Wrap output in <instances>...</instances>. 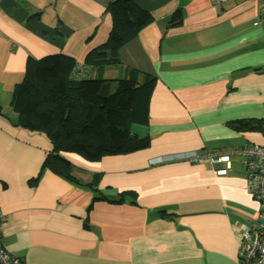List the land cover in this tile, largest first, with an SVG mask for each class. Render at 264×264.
<instances>
[{
  "label": "crops",
  "instance_id": "crops-1",
  "mask_svg": "<svg viewBox=\"0 0 264 264\" xmlns=\"http://www.w3.org/2000/svg\"><path fill=\"white\" fill-rule=\"evenodd\" d=\"M108 1L0 0L2 245L21 264H237L238 231L258 219V203L234 151L264 144V133L229 122L264 120L260 0H134L151 21L120 48L118 67L101 74L155 77L148 123L139 125L149 145L95 162L62 154L79 180L97 176V193L131 191L134 202L93 200L94 189L48 169L31 183L51 146L12 124L11 92L26 60L46 54L67 55L78 77L94 76L84 58L107 38ZM175 11L181 22L168 26ZM183 153L200 159L170 158ZM224 153L227 162L205 159Z\"/></svg>",
  "mask_w": 264,
  "mask_h": 264
},
{
  "label": "trees",
  "instance_id": "trees-1",
  "mask_svg": "<svg viewBox=\"0 0 264 264\" xmlns=\"http://www.w3.org/2000/svg\"><path fill=\"white\" fill-rule=\"evenodd\" d=\"M105 12L111 26L104 42L87 52L84 64L94 76L78 77L74 59L62 53L46 54L26 60L24 75L12 92L10 105L15 113L14 126L42 133L51 149L45 154L40 172L31 179L36 183L44 169L70 182L95 189L94 177L83 182L73 175V164L62 154H76L85 161L95 162L106 156L125 155L148 147L150 137L139 135L133 125H147L148 100L155 77L126 69L117 79L103 78L104 68L119 64L120 48L136 37L151 21V15L134 0H109ZM181 22L175 11L167 25ZM137 77V78H136ZM0 115L5 116L1 105ZM229 125L238 131H261L264 120L235 119ZM131 191L115 197L102 193L93 196L112 203L133 200ZM91 204L88 206L90 209ZM162 213L165 211L161 210Z\"/></svg>",
  "mask_w": 264,
  "mask_h": 264
},
{
  "label": "built area",
  "instance_id": "built-area-1",
  "mask_svg": "<svg viewBox=\"0 0 264 264\" xmlns=\"http://www.w3.org/2000/svg\"><path fill=\"white\" fill-rule=\"evenodd\" d=\"M222 2L225 0H213ZM260 15L257 22H264V0H260ZM235 154L239 157L246 172V187L253 199L258 203V219L249 226L238 231L236 252L237 264H264V144L250 143L237 148ZM172 158L199 160L195 153H183ZM212 163L228 161L227 154L206 156ZM4 220L0 212V264H21V259L9 253L1 242V223Z\"/></svg>",
  "mask_w": 264,
  "mask_h": 264
},
{
  "label": "rangeland",
  "instance_id": "rangeland-1",
  "mask_svg": "<svg viewBox=\"0 0 264 264\" xmlns=\"http://www.w3.org/2000/svg\"><path fill=\"white\" fill-rule=\"evenodd\" d=\"M4 109H9V104H8V101H6V102H4ZM141 126H139V125H133L132 126V130H133V132H135V133H137V134H139V135H141Z\"/></svg>",
  "mask_w": 264,
  "mask_h": 264
}]
</instances>
